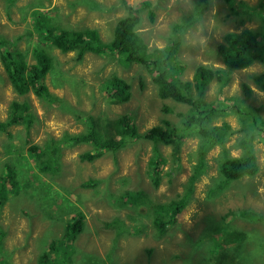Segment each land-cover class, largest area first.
<instances>
[{
    "label": "rangeland",
    "instance_id": "1",
    "mask_svg": "<svg viewBox=\"0 0 264 264\" xmlns=\"http://www.w3.org/2000/svg\"><path fill=\"white\" fill-rule=\"evenodd\" d=\"M36 9L63 29L96 28L103 42L116 20L132 13L148 48L165 49L169 66L162 67L170 77L189 81L194 96L198 66L225 71L223 78L213 75L202 83L201 90L213 109L209 125L227 128L204 153V167L193 181L189 177L204 141L196 129L183 132L176 153L171 144L130 137L120 149L88 161L80 153L90 150L89 144L67 142L60 146L54 170L44 172L43 147L64 132L87 128L88 115L107 125L127 114L142 133L153 125L165 127L166 119L177 124L191 106L160 98L149 66L125 63L108 51L86 52L78 60L74 51L44 44L57 68L45 83L61 102L70 103L69 111L30 90L18 94L0 62V120L13 99L27 101L30 119L0 132V173H6L7 164L17 181L14 190L7 184L0 200V263L37 264L52 241L60 246L65 220L81 213V230L51 252L53 262L264 264V89L252 78L264 71V60L230 68L218 51L226 33L243 29L255 31L264 44V0H0V48L11 43L27 62L33 46L41 43ZM120 79L122 94L117 96ZM246 136L256 170L225 180L220 163L244 153L241 138ZM189 187L184 207L155 223L162 215L155 206L179 199ZM126 192L137 193V198Z\"/></svg>",
    "mask_w": 264,
    "mask_h": 264
},
{
    "label": "trees",
    "instance_id": "2",
    "mask_svg": "<svg viewBox=\"0 0 264 264\" xmlns=\"http://www.w3.org/2000/svg\"><path fill=\"white\" fill-rule=\"evenodd\" d=\"M9 3L12 0H8ZM229 1V0H228ZM133 9L130 7V11ZM37 30L39 31V44H35L31 51L32 61L27 62L18 49H12L11 43H5V48H0V62L8 77V80L18 94H24L28 90L44 100L57 102L60 109L69 111L70 103L65 99L61 102L60 98L53 94L47 84L45 77L49 72L57 70L51 55L46 49V45L57 47L60 51H74L75 58L82 59L86 52H110L121 56L122 61L136 62L149 66L151 68V78L156 85L157 93L162 99H172L176 102L186 103L191 106L188 112L180 114L181 119L177 124L170 123L169 120H163L165 127L153 125L140 133L133 119L127 114H121L115 117L107 125H100L91 120V115L85 118L87 128L76 133L64 132L60 138H51L47 146L43 149L47 154L46 161H42L40 169L44 172L51 173L52 167L56 166V157L59 155L60 146L68 143H85L91 146L90 150L80 153L84 160H92L99 156L105 150L116 151L120 149L127 138H144L152 142L162 141L164 144H171L173 152L176 153L183 141L184 133L187 130L196 129L204 138V141L197 148V162L194 164L193 173L189 181H193L200 170L204 167V153L208 147L219 139L225 132L227 126L209 125L213 109L209 108L203 99L202 83L206 82L213 75L223 78L225 71L208 70L203 66H198L194 73L195 86L198 90L197 96L191 93L192 84L189 81H181L178 78L169 76L164 69L169 66V58L165 49L148 48L143 38L136 32V17L132 13L118 18L112 27L111 35L108 41L100 40L99 32L96 28L82 29H63L59 27L42 11H34ZM223 42L218 45V51L223 56L224 62L231 68H242L251 65L255 61L264 60V44L259 43L258 34L251 29H243L239 32H228L223 36ZM3 40L0 39V43ZM45 44V46H44ZM164 56V61L161 58ZM161 62L163 65H161ZM164 68H163V67ZM262 89H264V71L252 76ZM118 82L117 96L122 94L119 86L122 84L121 79ZM244 92L250 94L252 91L244 85ZM29 105L26 100L13 99L8 105L6 118L0 120V132L7 131V128L14 124L29 123L30 119L26 118L29 111ZM166 110V107H165ZM240 110V109H239ZM242 111H247L242 108ZM254 120L257 116H253ZM87 119L89 121H87ZM29 126V125H27ZM244 144V153L237 157H226L219 166V172L225 180L237 179L243 174H252L256 170L255 156L251 149L248 137L241 138ZM35 150V146H31ZM38 149V147H37ZM155 150H157L155 148ZM38 153V152H37ZM158 154V151H156ZM160 160L159 162L163 161ZM157 159L152 161L155 165ZM6 173H0V200L5 196L8 190H14L17 186L15 173L5 164ZM155 172L153 169L152 173ZM190 184V183H189ZM188 190V191H187ZM177 200H171L167 204H157L155 211L162 214L156 217L154 222L160 225L163 221V215L166 217L173 213H178L185 205L186 198L189 195L190 187ZM132 200L137 198V193L126 192ZM82 214L78 213L64 222V234L59 239L60 246L54 241L49 245V251L43 252L38 256L37 264H62V260L52 261L53 254L58 248H63L67 243L74 239V236L82 228ZM164 222V221H163ZM228 235L235 234L227 230ZM240 236V233H237ZM71 251V245H67ZM246 247V245H245ZM69 251V250H68ZM151 251V250H149ZM2 264V263H0Z\"/></svg>",
    "mask_w": 264,
    "mask_h": 264
},
{
    "label": "crops",
    "instance_id": "3",
    "mask_svg": "<svg viewBox=\"0 0 264 264\" xmlns=\"http://www.w3.org/2000/svg\"><path fill=\"white\" fill-rule=\"evenodd\" d=\"M135 26V25H134Z\"/></svg>",
    "mask_w": 264,
    "mask_h": 264
}]
</instances>
